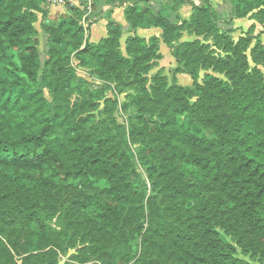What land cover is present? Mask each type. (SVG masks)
<instances>
[{"label": "trees", "instance_id": "1", "mask_svg": "<svg viewBox=\"0 0 264 264\" xmlns=\"http://www.w3.org/2000/svg\"><path fill=\"white\" fill-rule=\"evenodd\" d=\"M45 2L0 0V171L14 182L34 177L38 189L63 185L70 192L74 212L103 236L122 238L125 224L138 209L139 195L131 184L134 154L112 136L91 140L67 120L62 104L71 88L73 70L65 67V61L70 50L80 65L98 74L127 69L136 73L146 91L147 78L141 73L159 58V38L131 35L125 55L120 44L123 26L111 20L107 36L93 42L86 38L77 17L88 6L83 1L80 6H70L74 16L59 25L42 21L51 39L43 64L35 24L39 13H48ZM174 2L157 6L152 0H103L97 11L92 7V24L103 7L120 6L131 30L161 28L163 42L177 62L176 74L186 72L195 79L201 68H220L230 79L225 82L208 74L202 84L196 81L195 90H188L198 95L194 103L172 99V88L165 92L170 102L164 111L173 118L158 129L177 164L175 171L190 178L188 186L175 188L177 207L189 214L196 212L197 220L181 226L161 223L148 232L164 255L181 264H252L239 258L223 239L212 215L202 206V198L213 194L233 217L237 230L264 239V83L257 70L249 71L243 54L246 45L237 52L238 44L229 40L230 54L216 57L195 55L199 41L177 43L185 26L198 35H219L221 26L210 0ZM187 4L193 8L192 15L189 21H182L179 10ZM43 68L41 80L54 90L58 102L55 112L41 85L28 90L29 84H39ZM185 113L202 127L212 128L213 136L184 129L177 116ZM102 179L109 186L102 187ZM21 222L37 240L46 241V224L38 213L27 210Z\"/></svg>", "mask_w": 264, "mask_h": 264}, {"label": "rangeland", "instance_id": "2", "mask_svg": "<svg viewBox=\"0 0 264 264\" xmlns=\"http://www.w3.org/2000/svg\"><path fill=\"white\" fill-rule=\"evenodd\" d=\"M83 1L95 6L96 11L101 8L99 2H103L46 0L43 3L48 13H39L35 24V38L43 64L51 39L42 21L47 19L51 24L59 25L74 16L69 7L80 6ZM210 1L219 18L221 34L198 35L185 26L177 43L199 41L195 55L207 53L216 57L230 54L229 40L238 44L237 52L246 45L243 54L247 56L249 71L257 70L264 83V0ZM152 3L172 6L175 2L152 0ZM84 9L86 13L87 7ZM192 11L190 4L180 8L181 20L189 21ZM85 13L77 16L83 27L85 20H89L85 18ZM102 13L103 8L93 31L92 23L85 29L86 38L91 41L103 31V22H99L104 19ZM93 14L92 8L90 18L94 21ZM104 29L106 32L105 25ZM138 32L141 31L136 29L135 33ZM143 32L148 40L159 35V58L146 73H141L147 78L146 91L136 73L127 69L110 75L98 74L80 65L75 53L70 50L65 61V67L73 70L71 88L62 104L67 120L79 126L91 140L112 136L122 147L127 144L134 154L135 170L131 184L139 195L138 209L125 224L124 236H103L94 225L74 212L70 192L63 185L38 189L34 177L14 182L0 171V264H181L164 255L148 232L149 228L161 223L181 226L197 220L196 212L189 214L177 207L175 188L188 186L190 178L175 171L177 164L166 149L158 129L173 118L164 111L165 105L170 102L166 101L164 94L172 88V99L194 103L198 95H191L188 90H195L196 81L202 84L208 74L225 82H230V79L227 71L220 68H201L195 79L186 72L176 74L177 62L163 42L162 29ZM131 33V29L123 30L120 39L121 51L125 55H128L127 38ZM44 69L40 72L39 84H29L28 90H36L41 85L45 98L52 104V112H55L58 107L55 92L41 80ZM177 119L190 133L211 137L215 132L212 128L199 125L188 113L177 116ZM100 185L107 187L109 183L102 179ZM202 199V206L212 215L223 239L235 248L236 255L252 264H264V239L257 240L243 230H237L233 217L225 213L213 194H205ZM27 210L38 213L46 224V241L37 240L29 229L23 227L21 217Z\"/></svg>", "mask_w": 264, "mask_h": 264}, {"label": "crops", "instance_id": "3", "mask_svg": "<svg viewBox=\"0 0 264 264\" xmlns=\"http://www.w3.org/2000/svg\"><path fill=\"white\" fill-rule=\"evenodd\" d=\"M102 16H103L104 19H102L99 22H103V24H102L103 31L98 35L97 39L92 40L93 42H99L102 38L107 36L108 29L105 32L104 25L107 28V25H108L109 21H111V20L120 23L123 26V30L130 29L129 28V23L127 22V20L125 18L124 7H120V6H105V7H103ZM96 24H98V22L97 23H93L92 31H93L94 27L96 26ZM155 28H159V27H150V28H140L139 27L137 29H139L141 32L144 31L143 33H150V31H152ZM135 30H132L133 33H131L130 35H139L141 37L147 38L141 32H138V34H136ZM157 36H159V35H157Z\"/></svg>", "mask_w": 264, "mask_h": 264}, {"label": "built area", "instance_id": "4", "mask_svg": "<svg viewBox=\"0 0 264 264\" xmlns=\"http://www.w3.org/2000/svg\"><path fill=\"white\" fill-rule=\"evenodd\" d=\"M58 1H63V0H58ZM88 6H87V11H86V13H85V18H89V20H85V24H84V27H85V29H87V26L90 24V23H92L93 22V20L90 18V16H91V13H92V6L88 3L87 4Z\"/></svg>", "mask_w": 264, "mask_h": 264}]
</instances>
